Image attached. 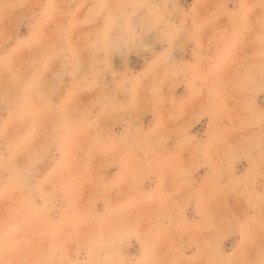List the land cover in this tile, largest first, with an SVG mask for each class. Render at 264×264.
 <instances>
[{
	"label": "clouds",
	"instance_id": "clouds-1",
	"mask_svg": "<svg viewBox=\"0 0 264 264\" xmlns=\"http://www.w3.org/2000/svg\"><path fill=\"white\" fill-rule=\"evenodd\" d=\"M0 264H264V0H0Z\"/></svg>",
	"mask_w": 264,
	"mask_h": 264
}]
</instances>
